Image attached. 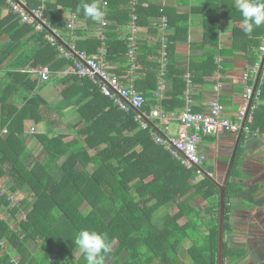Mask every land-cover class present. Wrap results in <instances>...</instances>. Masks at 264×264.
Returning <instances> with one entry per match:
<instances>
[{
  "label": "trees",
  "instance_id": "obj_1",
  "mask_svg": "<svg viewBox=\"0 0 264 264\" xmlns=\"http://www.w3.org/2000/svg\"><path fill=\"white\" fill-rule=\"evenodd\" d=\"M103 1L98 0L108 22L103 29L105 58L114 67L111 71L125 76L124 81L132 77L133 85L145 97L143 110L147 113L158 104L155 93L161 36L157 28L160 29V18H165L163 78L169 82L161 107L164 111L181 110L187 88L185 72L194 73L198 69L190 64L179 66L172 53L174 34L168 31L179 27L180 15L172 20L169 0H105L106 7ZM90 2L43 1L49 24L62 33L57 38L59 42L66 44L69 40L64 17L75 13L83 21V26L74 33L77 49L95 54L101 40L98 30L90 28L98 22L87 18L83 11L84 5ZM27 3L35 6L42 0H27ZM219 7L222 13H228L231 8L239 12L236 0H219ZM2 8L8 12L0 20V37L6 35L8 42L0 56V68L9 71L10 83L0 92V177L5 179L11 192L18 191L23 197L12 208L9 207L12 200L7 195L0 197V211L8 219L0 218V239L6 243L4 250L0 245V264H86L83 252L75 244L77 234L84 229L106 236L110 252L105 264H182L179 250L184 244L190 264H217L219 188L216 183L207 176L196 179L194 169L184 167L152 139L147 129L141 128L134 118V110L119 108L101 93L96 83L75 74L58 78L57 72L72 65V59L60 57L56 47L45 40L47 31L37 32L22 22L6 0H0ZM133 13L138 26L154 30L157 39L150 44L139 38L135 68L130 74L127 73L130 63L125 32ZM216 22L211 19L205 28V37H210L211 45L203 55L204 64L213 63L212 71L217 70L218 56L245 47L236 41L239 35L246 39L245 58L251 65L255 64L264 25L254 27L251 34L234 27L232 43L226 49L219 48ZM34 66H47L56 81L72 83L61 89V102L63 106H76L79 118L74 124L75 133L69 139L65 133H35L41 145L38 153L31 150L26 137L21 138L24 120L46 119L43 109L47 102L36 91L37 74L27 70ZM212 71L209 68L202 73ZM71 87H77L75 99L72 98L75 90L72 94ZM259 87V103L249 127L251 133L257 131V135H263L264 78ZM245 135L248 134L242 131L225 185L226 234L232 230L231 199L250 208L264 207V183H248L238 170ZM208 137L214 140L213 136ZM224 163L227 165L228 158ZM195 198L206 202L202 210L192 204ZM22 205L27 210L26 218L20 219L15 228L14 214ZM83 206L89 211L84 213ZM171 207L176 210L171 212ZM180 218L185 221L180 223ZM32 245L36 247L34 252L29 251ZM77 250L80 254L76 258ZM223 254L224 264H234L248 255V249L232 245L225 238ZM13 255L17 262L12 260Z\"/></svg>",
  "mask_w": 264,
  "mask_h": 264
},
{
  "label": "crops",
  "instance_id": "obj_2",
  "mask_svg": "<svg viewBox=\"0 0 264 264\" xmlns=\"http://www.w3.org/2000/svg\"><path fill=\"white\" fill-rule=\"evenodd\" d=\"M185 2L181 3L178 0L168 1V8L172 20L175 19V15H180L177 21L179 27L172 28L168 31L174 34V39L172 40V53H174V58L177 59L181 67H188L190 64L198 69V71L195 69L196 74L195 71L194 73L189 70L185 72V79L187 80V88L184 92L185 99L187 97L190 99L193 110L206 111L210 102L216 98L223 105L224 114L227 117L234 118L243 101L245 84L242 81V75L246 69L252 66L244 56V52L246 51L245 47L247 46L245 42L246 39L244 35H239L236 41L243 44L245 47L234 50L231 49V52L228 51L224 56H218L216 58L217 70L213 69L212 71L213 63L204 64L205 60H203V55L209 45H211L210 37H208V35L205 37V28L207 24H209L208 22L211 19L214 20V22L217 21L219 48L227 49L232 43V29L234 27L243 28L241 13L234 11L232 8L228 13H222L220 10L221 7H219V0H185ZM7 12V8L0 9V20ZM181 17H183V19H181ZM161 23L162 18H160L158 24L160 25ZM180 25H185V27H181ZM82 26L83 21L80 20L78 22V27ZM96 28L97 26L90 29L97 30ZM157 30L159 37L162 35L165 36V28L163 34L161 29L157 28ZM67 34L70 36L69 31ZM139 38L146 39L148 43L153 44L157 39V35L154 33V30L148 31L147 26L140 25L137 45ZM7 42L6 35L0 37V56L3 54ZM259 54L260 53H258L257 61L261 62ZM209 68L212 71L211 74L207 73L204 75L202 73L203 70H209ZM8 72L9 71L6 70L5 67L0 68V92L10 83V77L7 75ZM117 74L121 76L123 81L126 80L123 74ZM67 75L61 74L60 76L58 75V78H63ZM36 77L38 80L36 91L47 102V106L43 109L46 119L40 122L34 119L24 120L21 138L26 137L31 150L38 153L41 149V145L37 141L35 133H65L67 136L66 139H69L75 133L77 126L74 124L79 121V118L75 112L76 106L71 104L60 106L62 99L60 91L64 87L71 86V82L61 83L60 81H56L57 78H53L51 75L48 80L39 79L38 74ZM163 81L166 87L169 81L164 78ZM76 88L77 87L70 88L72 94L75 90L74 95H72L73 99L78 97ZM8 97H10V95H8ZM59 111H61V113H59ZM62 112L65 115L64 118ZM165 112L177 113L178 111ZM158 129L161 130L164 135H173L179 131L180 126L173 120L170 122L167 130L164 129L163 126H160ZM236 137L237 133L221 132L214 136V140L212 141L208 136H203L198 144L199 150L206 156L202 164V169L209 173L217 182H222L224 178L228 165V163L225 165L224 160L228 158L229 161L236 142ZM238 160V170L242 179L247 180L248 183L255 181L264 183V134L256 136L245 135L242 142V151ZM253 208L258 210L264 207ZM18 215H21V213ZM21 219H23L22 216ZM18 220H20L18 216H16V218L14 217V222ZM2 248L4 250L5 247ZM35 250L36 247H34V245L29 247V251L34 252ZM8 253L11 255V251H8ZM13 259L17 261L15 255H13Z\"/></svg>",
  "mask_w": 264,
  "mask_h": 264
},
{
  "label": "built area",
  "instance_id": "obj_3",
  "mask_svg": "<svg viewBox=\"0 0 264 264\" xmlns=\"http://www.w3.org/2000/svg\"><path fill=\"white\" fill-rule=\"evenodd\" d=\"M42 0L41 4L30 6L27 0H6L10 10L15 13L22 22L31 25L37 31H47L44 35L52 46L58 50V55L64 58H70L73 64L59 70L57 75L75 74L78 77L88 78L96 83L105 96L113 101L119 108L129 111L134 110L135 120L141 128L147 129L152 139L167 149L173 157L178 159L180 163L188 168L195 170L196 179L204 176L202 164L205 161V154L198 148V144L203 136H216L221 132L238 133L239 129L245 131L248 135L256 136L258 132L250 131L249 125L253 121V113L259 103V95L261 89L259 85L264 78V38L259 46V59L255 64L246 69L242 75V81L245 84L243 92V101L237 110L234 118L227 117L223 112V105L215 98L213 99L206 111H194L191 106L190 99H185L184 107L177 113L165 112L162 110L161 101L163 99V91L165 84L163 81L164 69L166 64V44L162 42L159 57V81L158 89L155 93L158 104L148 113L143 110L145 97L139 92L132 83V77L124 82L117 73L111 71L113 67L105 58L104 40L106 35L103 32L104 27L108 23L105 15L101 22L97 24V30L101 45L95 54H89L85 50L77 49L75 30L78 28L79 18L75 13H67L64 17L66 27L70 32L69 40L63 44L57 39L60 34L56 28L51 27L45 16V5ZM107 2L103 1V7ZM105 13V12H104ZM136 14H132L131 20L127 25L125 32L128 41L127 60L130 67L127 73L132 74L135 68V51L137 48V39L139 26L137 24ZM160 29L166 26V20L162 17ZM163 36V35H162ZM164 40V38H162ZM28 71L38 74L39 79L48 80L51 72L47 66L29 67ZM175 120L180 129L173 135H164L158 128L163 126L164 129L169 128L170 122ZM158 124V126H157ZM33 130V129H32ZM7 195L11 198V191L8 189L5 180L0 177V197ZM12 205L10 204L9 207ZM1 212V211H0ZM26 215V214H25ZM23 216V219L25 218ZM0 218L5 219V215L0 214ZM5 241L0 239V245L5 246ZM14 262L16 260L12 259Z\"/></svg>",
  "mask_w": 264,
  "mask_h": 264
},
{
  "label": "rangeland",
  "instance_id": "obj_4",
  "mask_svg": "<svg viewBox=\"0 0 264 264\" xmlns=\"http://www.w3.org/2000/svg\"><path fill=\"white\" fill-rule=\"evenodd\" d=\"M162 38L165 39L164 35L160 37L161 44L162 42L165 43V40H162ZM63 105V102H61L60 106ZM59 113H61V111H59ZM62 116L63 118L65 117L63 112ZM57 164H59V162H57ZM56 166L57 165L54 166V169H56ZM22 197L23 195L18 191L11 192V198L13 199L11 202V208L14 205H19V203L22 201ZM231 203L233 205V210L230 213V223L232 230L228 234L225 233V238H229V242L232 245L245 246L248 249V255L244 259L238 260L234 264H264V208L257 210L253 207H247L241 204L235 198L231 199ZM192 204L196 205L199 210H202L205 207L206 202L201 198H195L192 201ZM24 206L25 205L20 206L19 211L14 214L15 218L18 216L21 219V216L23 218L24 214H27V210L24 209ZM82 209L84 213L89 211L87 206H83ZM169 210L174 212L176 209L171 207ZM1 213L5 215L4 211H1L0 214ZM20 213L21 215H18ZM18 221L12 223L13 227L16 228L18 226ZM184 221V218L179 219L180 223H183ZM79 254L80 250L74 252L76 258L79 256ZM179 257L182 261V264H190L186 252V244L180 248ZM56 262L58 263V260Z\"/></svg>",
  "mask_w": 264,
  "mask_h": 264
},
{
  "label": "clouds",
  "instance_id": "obj_5",
  "mask_svg": "<svg viewBox=\"0 0 264 264\" xmlns=\"http://www.w3.org/2000/svg\"><path fill=\"white\" fill-rule=\"evenodd\" d=\"M236 6L242 16L245 33L251 34L254 27L264 25V0H236ZM83 11L84 15L94 22H101L105 15L98 0L86 3ZM75 244L83 252L86 264H105L110 244L104 234L81 230L75 238Z\"/></svg>",
  "mask_w": 264,
  "mask_h": 264
},
{
  "label": "water",
  "instance_id": "obj_6",
  "mask_svg": "<svg viewBox=\"0 0 264 264\" xmlns=\"http://www.w3.org/2000/svg\"><path fill=\"white\" fill-rule=\"evenodd\" d=\"M242 128L239 129L236 137V142L231 152V156L228 161V165L224 174L222 182H217L209 173L202 169L204 176H207L219 188V207H218V248H217V264H224V240H225V185L229 176V171L233 162L235 152L238 147Z\"/></svg>",
  "mask_w": 264,
  "mask_h": 264
}]
</instances>
